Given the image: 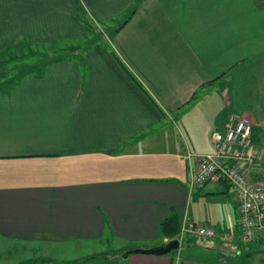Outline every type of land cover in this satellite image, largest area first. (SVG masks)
I'll return each instance as SVG.
<instances>
[{"label": "crops", "instance_id": "obj_1", "mask_svg": "<svg viewBox=\"0 0 264 264\" xmlns=\"http://www.w3.org/2000/svg\"><path fill=\"white\" fill-rule=\"evenodd\" d=\"M131 12L106 32L118 57L97 43L0 88V264H226L246 244L229 185L190 189L186 153L212 152L232 111L263 125L264 0H0V61L24 37L85 35L76 13ZM251 62L256 77L238 75L245 95L216 88L223 65ZM36 113L32 127L26 114ZM167 217L180 228L209 219L217 235L121 257L169 241ZM96 239L111 245L71 254Z\"/></svg>", "mask_w": 264, "mask_h": 264}, {"label": "built area", "instance_id": "obj_2", "mask_svg": "<svg viewBox=\"0 0 264 264\" xmlns=\"http://www.w3.org/2000/svg\"><path fill=\"white\" fill-rule=\"evenodd\" d=\"M250 124L245 115L230 113L224 123V131L214 136L213 152L186 153L190 189L204 183L225 181L229 184L236 202L240 242L264 240V183L253 181L248 175L249 167L260 158L259 150L250 139ZM200 224H183L178 237L180 242L184 233L205 238L217 235L210 224ZM223 237L234 239L231 232Z\"/></svg>", "mask_w": 264, "mask_h": 264}, {"label": "rangeland", "instance_id": "obj_3", "mask_svg": "<svg viewBox=\"0 0 264 264\" xmlns=\"http://www.w3.org/2000/svg\"><path fill=\"white\" fill-rule=\"evenodd\" d=\"M133 12V11H132ZM131 13H114V17H111L109 19H106V15H99L96 16L94 14L89 15L88 13H76V19L81 24V26L84 29L85 35L76 37V36H67L58 38L55 41H49L44 39H41L37 42H33L29 40L28 38L24 37V41L20 42L14 49L10 50V47L7 51H5L4 58H6L5 61L13 59L14 64L17 63V57H19L22 60V57H29L33 58V60L40 59L43 63L46 58H63L66 56L74 57V58H81L84 56L86 51H90L93 47H95V44H103V47L105 51L113 52L114 57H118L115 53L114 46L111 45V40H108L107 37L104 39V36L100 37V31L109 33L110 37L112 35V32L114 29L120 27L125 21H127L130 17ZM88 27L92 29V33H87ZM93 38V39H92ZM96 39H98L97 42H94ZM91 40V41H90ZM113 42V41H112ZM38 57V58H36ZM263 60V59H262ZM264 62V60H263ZM241 63V61H240ZM238 66H226L223 65L220 70L217 71V74H220L221 72H225L224 75L220 78H217V83H219L216 88L220 90L223 89V86L226 85L229 89V94L232 95L235 92V95L238 94V96L245 95L244 88L245 86H240V83L238 81V75L241 77H249L252 76L255 78L256 76V70L258 68L251 62L250 66H243L240 64ZM9 66V64L7 63ZM3 67V66H2ZM2 69V68H1ZM264 69V67H263ZM225 76V77H224ZM223 78V79H222ZM47 86V82L44 84ZM260 87L264 90V80L261 81ZM251 90L256 93L257 91H260V89L250 87ZM210 96V97H208ZM206 98L208 100L214 101L212 99H215L217 97V91L214 90L212 93H210ZM28 111V110H25ZM244 115V114H243ZM34 116V117H33ZM176 116V115H174ZM261 117H264V113L261 114ZM26 122L28 125H31L32 127H36L38 125V117L36 114H26ZM254 133V138H252V142L258 146L260 149V158L257 160L255 166L258 172L262 175L261 179L259 181L264 182V122L263 125L259 126V128L252 129ZM224 131V130H223ZM221 131L220 133H222ZM252 133V136H253ZM215 135H213L214 138ZM253 167V166H252ZM218 206V203H217ZM207 222L212 225L209 219H201L199 221H196V224ZM180 235V234H179ZM184 235H188V233H184ZM196 237V236H195ZM178 238V237H177ZM198 238L199 241H205L207 239L204 238ZM253 241L243 242L246 244H243V247L240 248V250L237 253H234L230 255V260H228V263L226 264H259L258 263V257L261 256V254H256L252 249H255L253 246L256 245ZM248 243V244H247ZM182 244V242H181ZM111 244L107 243L105 240L96 239L92 241H86L81 242L77 244H72L70 247L71 254L81 252V255L94 252H100L104 249H106ZM258 245V244H257ZM1 248V243H0ZM196 253H198L196 251ZM195 252L193 254H196Z\"/></svg>", "mask_w": 264, "mask_h": 264}, {"label": "trees", "instance_id": "obj_4", "mask_svg": "<svg viewBox=\"0 0 264 264\" xmlns=\"http://www.w3.org/2000/svg\"><path fill=\"white\" fill-rule=\"evenodd\" d=\"M126 22L127 21H125L120 27H122ZM120 27L116 28V31L119 30ZM92 32H93L92 29H90L88 27L87 33H92ZM106 34H107L106 32L100 31V37L104 36V39H105ZM22 41H24V39L17 42L14 46H12L10 48V50L14 49ZM97 41H98V39H96L94 42H97ZM70 57H71V54H70ZM70 57L66 56L63 58H46L43 63H40L41 62L40 59L33 60V58L22 57V60H21L19 57H17L16 58L17 63H15V64H14L13 59L5 61L6 58H4L2 61H0V63H1V65H0V88L1 89H10L13 85L17 84L22 77H24L27 74H34L35 77L41 78L43 76L45 68L47 67L48 64H51L53 62H57L59 60L66 59V58L70 59ZM36 58H38V57H36ZM7 63L9 64V66L7 65ZM197 95H198V93L194 92L193 95L191 96V99H195L197 97ZM231 113L242 114V113L236 112V111H232ZM250 131H251L250 139H251V141H253L252 140L253 130L250 128ZM253 136H254V134H253ZM249 177L254 181L261 180V179H253L250 172H249ZM160 229H161L162 235L169 237L171 239L177 238L179 233H180V227L178 226L174 217H167V218L163 219L160 223ZM185 241H186V238L183 239L182 243H185ZM254 243L256 245L253 246L255 249H252V251H254L255 255L261 254V256L258 257V263L264 264V241L263 240H257ZM238 246L242 248V244H238ZM237 252H238V250H234V253H237ZM90 258L91 257H88V258H86V260H88Z\"/></svg>", "mask_w": 264, "mask_h": 264}, {"label": "water", "instance_id": "obj_5", "mask_svg": "<svg viewBox=\"0 0 264 264\" xmlns=\"http://www.w3.org/2000/svg\"><path fill=\"white\" fill-rule=\"evenodd\" d=\"M179 248V240L178 239H171L166 244L151 247L148 249H141V248H132L129 250L124 251L121 253V257H128L130 254L133 253H144V254H152V255H165L168 254L176 249Z\"/></svg>", "mask_w": 264, "mask_h": 264}, {"label": "bare ground", "instance_id": "obj_6", "mask_svg": "<svg viewBox=\"0 0 264 264\" xmlns=\"http://www.w3.org/2000/svg\"><path fill=\"white\" fill-rule=\"evenodd\" d=\"M251 125V124H250ZM252 142V141H251ZM253 143V142H252ZM253 145L258 149V150H260L254 143H253ZM214 150V149H213ZM213 152V151H212ZM208 153H210V152H208ZM204 154V153H203ZM256 163V162H255ZM254 163V164H255ZM253 164V165H254ZM253 165H251L250 167H249V169H248V175H249V172L251 171V167L253 166ZM251 179V178H250ZM252 180V179H251ZM254 181V180H253ZM257 182H262V181H257ZM262 183H264V182H262ZM204 184H206V183H204ZM202 185V184H201ZM197 186H199V185H197ZM201 225H205V224H201ZM215 237V236H214ZM199 238H204V239H209V238H205V237H199ZM212 238V237H211ZM235 238V237H234ZM174 239H178L179 240V246L181 245V242H180V238H174ZM238 239V238H237ZM171 240V239H170ZM239 240V239H238ZM257 240H262V239H257ZM264 241V240H263ZM168 242V241H167ZM166 242V243H167ZM165 243V244H166ZM132 249V248H131ZM129 250V249H128ZM177 250V249H176ZM175 251V250H174ZM173 252V251H172ZM171 253V252H170Z\"/></svg>", "mask_w": 264, "mask_h": 264}]
</instances>
